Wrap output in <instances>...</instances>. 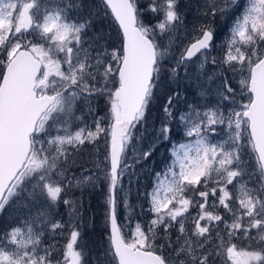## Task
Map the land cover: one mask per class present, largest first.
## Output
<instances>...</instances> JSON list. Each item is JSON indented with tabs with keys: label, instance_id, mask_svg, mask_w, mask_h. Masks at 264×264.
<instances>
[{
	"label": "snow or ice",
	"instance_id": "1",
	"mask_svg": "<svg viewBox=\"0 0 264 264\" xmlns=\"http://www.w3.org/2000/svg\"><path fill=\"white\" fill-rule=\"evenodd\" d=\"M177 3L151 0L148 10L162 16L154 25H146L136 0H104L121 29L117 47L96 46L85 39L91 21L72 19L77 8L74 0H64L54 9H41L39 0H0V212L10 201L26 195L47 206L22 226L0 233V264H82V252L75 248L80 237L75 224L67 225L61 259L53 256L50 246H41V238L45 229L55 233L66 227L51 219V210L73 183L67 179L68 146L74 152L102 136L103 160L93 170L85 166L82 179L75 184L94 187L102 181L107 185L105 222L115 264H216L218 256L226 264H264V0H249L219 61L211 55L213 29L199 27L169 76L177 79L182 66L186 73L187 62L199 54L216 68L213 75L202 73L206 83L217 81L211 90L216 103L199 108L189 105L186 112L174 116V97L170 96L163 109L165 121L155 138L132 147L129 162L134 130L145 119L170 55V45L163 46L157 37L182 22ZM235 3L225 0L224 7L218 8L213 2L209 14L223 13ZM229 71L247 72L239 90L226 75ZM208 91L203 88L200 94ZM100 96L109 102L108 126L103 124L105 117L96 116L91 126L84 123L71 130L74 119L83 120L74 116L77 102ZM177 119L186 140L171 145V163L163 173L155 174L168 183L162 188L158 182L150 193L153 218L147 229L137 222L126 234L125 225L131 221L118 213L127 204L124 177L153 155L158 142L171 143V121ZM54 127L56 135L51 133ZM220 129L227 131L228 138L213 142L211 137ZM245 139L259 164L255 178L243 167ZM62 202L75 211L73 201ZM190 207L198 209L194 216L188 215ZM221 208L223 214L217 211ZM157 230L163 233L164 244H157ZM240 237L257 240L262 247L238 249L233 240ZM165 246L172 255L158 253Z\"/></svg>",
	"mask_w": 264,
	"mask_h": 264
},
{
	"label": "rangeland",
	"instance_id": "2",
	"mask_svg": "<svg viewBox=\"0 0 264 264\" xmlns=\"http://www.w3.org/2000/svg\"><path fill=\"white\" fill-rule=\"evenodd\" d=\"M21 2H27V0H21ZM63 2L64 0H39L41 9H54L56 5L62 4ZM74 2L77 4V8L71 14L72 19L79 20L81 22H83L84 20L91 21L88 29V35L87 37H85V39L91 40L92 43L96 46H100L102 43L107 45H115L117 47L120 46L122 38L119 29L101 0H74ZM213 2L218 8L224 7L225 5V0H178L177 11L182 17V22L176 25L172 29V31L166 32L164 36L157 37L158 41L163 46L169 47L170 45V55L164 61V71L162 72L161 78L158 82L159 86L164 81L165 74L169 75V70L175 65V62L179 58L180 52L184 48V46L193 39L194 35H198V30L201 25L211 26V28L213 29L214 47L211 50V55L215 56L218 61L223 58L228 40L230 38L231 29L234 26L236 19L239 18V16L243 14V11L248 7L249 0H236V3L234 5H232L231 7H227L223 13L218 11L215 16L209 14V7ZM150 3L151 0H136L137 6L141 9V15H144V24L146 25H154L156 21L162 16V14L158 15L157 13H153L148 10L147 5H149ZM29 38L35 40V38L32 36H29ZM0 59H2V57H0ZM201 63H204L203 69L200 68ZM1 70H3L2 66H0V73H2ZM215 72L216 68L205 62L204 58L200 57L199 54L197 57H194L191 61L187 62L186 73L184 67H181L180 75L178 77L179 84L178 86L173 84L176 87L175 89H173L174 93L172 94V96L174 97V116L179 113L186 112L189 105H194L199 108L205 105L211 106L216 103V97L211 90L215 89L217 81L214 79L213 81L206 83V76L202 75V73L213 75ZM226 75L229 76L232 85L237 88V90H239V81L247 77V72L244 71L243 73H241L240 71H237L233 73L229 71L226 73ZM203 88H207L209 89V91L202 96L200 93ZM176 93H179V95L176 96ZM244 99L246 100L247 97L245 96ZM150 108L151 106L149 104L147 111H151ZM109 111V102L104 96L96 97L89 102L78 101L74 109V116L82 117L83 120L74 119L71 122V130L74 131L76 128L82 127L84 123H87L89 126H91L96 116L105 117L106 119L103 121V124L105 127H107L110 123V120L107 119V117L109 116ZM165 118L166 114L164 113L163 121H165ZM171 124L173 129L171 134V143L169 141H162L157 143L161 145L160 154L163 155L166 162L165 166H163V168L156 173H163L171 163L173 159L170 151L171 145L183 143L186 140V137L184 135V127L179 122V120H173L171 121ZM160 126L161 125L154 126L153 128L142 126L140 131L136 135H134L133 145L129 148V162H131L130 160L133 156L132 147L140 144L147 145L148 143H151L155 138ZM51 133L52 135L57 134V130L55 127L51 129ZM60 134L63 133L61 132ZM227 138V131L222 129L218 130V134L216 136L211 137L213 142H218ZM82 147L94 148V156L96 157L97 153H100L102 154V156L100 155V162L103 160L106 151V144L104 142L103 136L94 144L85 143ZM71 150V146H68V151L70 152ZM241 158L243 161V167L245 168L246 172L254 178L258 177L259 164L255 158V154L252 153L251 149L247 146L246 139L242 141ZM245 180H248L247 176L245 177ZM158 182H160L162 188H166L168 183V181L164 179V176H156L154 178L153 184L157 185ZM249 186H252L251 181H249ZM229 187L230 189L232 188V186ZM28 191L31 192V188H29ZM64 197L65 199H69L72 201V199L67 195H64ZM211 199L212 198L210 197V200ZM46 207L47 206L45 205V203L39 198L33 200L26 195L24 197L16 199L15 202L10 201L9 204L5 206L4 210L0 212V215L7 213L6 222H10L12 219H15L13 221L14 225L11 227L22 226L23 221L29 219L30 217H35L38 212ZM71 210L72 208L68 207V205L63 204L61 200V202L56 205L55 209L51 210V219L60 221L66 227L62 232L58 229L55 233L45 229L44 234L41 238V246H50L53 251V256L56 259L62 258L61 253L67 243V225L69 223L73 224L72 221L68 220V218H72V212H70ZM197 211L198 209L196 207H190L188 215L194 216ZM217 211L223 214L222 208L217 209ZM64 212H66L67 215H64ZM152 218L153 214L150 211L149 198V205L144 210V214H142V219L140 222H142V224H144V227L147 229V226ZM185 226L188 227L189 224L186 222ZM11 227H9L7 230H9ZM133 230L134 227L131 229V231ZM2 232L0 231V233ZM175 235L176 233L174 231L173 239L175 238ZM80 237L75 248L77 251L82 252V264H115V261L111 259L110 256V244L108 243V239L107 242H103V246H100L98 248L99 253L102 254L94 257H89L86 253L87 250L85 247V243L80 242ZM233 242L237 244L238 249H246L251 251L259 250L262 247L261 243L257 240L245 237H240L239 239L233 240ZM99 244L100 243L98 242L97 246H99ZM216 264H226L224 257H216Z\"/></svg>",
	"mask_w": 264,
	"mask_h": 264
},
{
	"label": "trees",
	"instance_id": "3",
	"mask_svg": "<svg viewBox=\"0 0 264 264\" xmlns=\"http://www.w3.org/2000/svg\"><path fill=\"white\" fill-rule=\"evenodd\" d=\"M140 18L144 22V15H141ZM173 84L178 86L179 79L171 80L169 75L165 74L164 81L160 86L157 84L154 90L153 99L150 102L151 111L149 110L146 112L144 121L137 125L136 130H134V135L140 131L142 126L153 128L154 126L161 125L164 119L163 109L166 101L174 93L173 89L176 88ZM160 147L161 145L157 144L153 155L148 160L137 164L134 170L130 171L124 177L123 196L127 198V204L126 206L120 207L118 213L121 217L131 221V223L125 225L126 234L135 227L137 222L144 227V224L140 221L142 219V214H144V210L149 205V194L154 186L155 174L165 166L166 162L163 155L160 154ZM94 152L95 149L92 147H81L74 152L73 150L69 152L71 154L68 156V163L66 165L67 179L73 181V183L62 193V200L65 199L64 195H67L73 201L75 211L72 206H68L72 208L70 211L72 212V218H67L78 227L80 235L82 231L80 242L85 243L86 253L89 257L102 254L99 253L98 248L103 246V242H107L108 239L105 222L108 189L107 185L102 181L97 182L94 187L87 184L78 186L74 181L77 180V178L82 179V172L85 166L93 170L94 164L101 163L100 158L102 154L97 153L95 157ZM86 174L87 173H83V175ZM77 213H79V215H77ZM65 214L67 215L66 212H64V215ZM6 217L7 213L0 215L1 232L6 231L9 227L14 225L13 221L15 219L6 222ZM121 223L124 224V219H121ZM172 231L174 234V230ZM156 240L157 244L165 243L163 233L159 230H157ZM98 242L100 243L99 246H97ZM158 253L166 256L171 255L167 246L163 249H158Z\"/></svg>",
	"mask_w": 264,
	"mask_h": 264
},
{
	"label": "water",
	"instance_id": "4",
	"mask_svg": "<svg viewBox=\"0 0 264 264\" xmlns=\"http://www.w3.org/2000/svg\"><path fill=\"white\" fill-rule=\"evenodd\" d=\"M102 2L104 3V0H102ZM108 9V8H107ZM109 10V12H110V9H108ZM110 14H111V12H110ZM111 16L113 17V15L111 14ZM113 19H114V17H113ZM114 21H115V19H114ZM115 23H116V25L118 26V24H117V22L115 21ZM118 28H119V26H118ZM119 31H120V33H121V29L119 28Z\"/></svg>",
	"mask_w": 264,
	"mask_h": 264
}]
</instances>
